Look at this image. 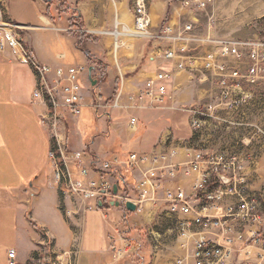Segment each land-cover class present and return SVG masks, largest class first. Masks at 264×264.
<instances>
[{
  "label": "crops",
  "instance_id": "1",
  "mask_svg": "<svg viewBox=\"0 0 264 264\" xmlns=\"http://www.w3.org/2000/svg\"><path fill=\"white\" fill-rule=\"evenodd\" d=\"M50 1V7L42 0H8L6 6L7 17L25 28L23 40L39 62L53 69L88 66L93 72L95 66L88 61L85 51L95 59L93 63L102 55L106 56L111 61L108 69L111 73L113 38L108 33L117 23L121 24L122 8L119 7L124 1L61 0L66 7L80 13L85 32L98 39L97 43H83V50L77 48V39L68 35L72 11L60 12L59 0ZM11 3H17L18 9L12 10ZM157 6L150 9L153 24L161 23L166 17V8ZM32 11L36 12L34 16ZM155 54L158 49L150 53L146 68L143 54L126 66L131 69L134 81L144 85L160 68ZM124 56L121 49L117 63L125 61ZM121 68L118 65V69ZM35 78L32 70L14 61L10 51L4 53L0 59V264L9 263L10 251L16 253V264H39V261L47 264H53L50 261L54 264H176L179 259L192 258L194 242L202 229L190 223L187 236L181 237V224L192 222L193 216L172 214L164 192L181 187L187 195H192V186L199 177L190 167L195 149L184 143L169 142L165 134L153 150H176L177 154L169 158L168 163L180 166L177 177L162 179L155 195L144 200L135 212H128L120 202L119 207L112 206L118 201L97 203L105 211V217L98 211H87L85 204L65 192L55 179L51 158L54 143L49 128L43 124L49 108L43 101L33 99ZM124 85L127 89L128 85ZM118 126L119 123L110 122L107 129L117 133ZM79 135L82 138L80 132ZM93 146L91 143L87 148L80 139L74 149V152L84 153L85 165L92 167L90 177L99 182L108 181L117 186L119 195L126 194L133 201H139L138 186L151 165L134 169L122 167L120 179L109 176L93 164L96 160H108L109 153ZM110 155L111 159L125 161L130 154ZM204 203L202 194L191 202L197 211ZM236 203V199L227 198L211 215L222 214ZM250 253L246 256L239 244L225 264H256V257L264 255L260 246L250 248Z\"/></svg>",
  "mask_w": 264,
  "mask_h": 264
},
{
  "label": "built area",
  "instance_id": "2",
  "mask_svg": "<svg viewBox=\"0 0 264 264\" xmlns=\"http://www.w3.org/2000/svg\"><path fill=\"white\" fill-rule=\"evenodd\" d=\"M8 0H2L7 6ZM213 0H182L181 8L190 20H169L158 32L152 29V18L148 0H134L133 24L127 26L117 23L108 34L113 39L112 55L117 60L123 47L124 38L150 39L159 46L158 54L169 66L160 67L149 77L138 94L141 101L149 100L151 105L160 108L169 97V91L175 74L189 73L200 81L213 79L219 86V104L225 109H236L245 100L252 97V92L245 90L264 84V41L263 40H220L214 33V24L209 21L204 36L197 33L198 18L196 14L207 12ZM12 29H19V37H12ZM25 28L15 23L7 27L5 18L0 15V59L8 50L14 61L31 70L32 60H38L34 51L27 46V53H20V45H26L22 33ZM117 34V36L115 35ZM203 47L202 55L196 56L191 51ZM233 60L241 67H232ZM91 80L88 66H70L53 69L40 63L39 78H35L33 99L43 101L49 108V115L43 124L55 133V144L51 152L54 162L55 179L64 191L78 198L85 204L87 211H98L105 217V211L98 207V202L118 201L124 206L127 202L136 205L139 210L144 200L152 197L160 188V181L165 177L175 178L179 174L178 164H169L176 150L130 154L125 161L112 158L104 161H93L102 173L109 176H120L122 167L134 169L142 165H151L143 175L138 186L139 201H133L129 195L114 194V186L108 181H96L90 176L92 167L85 165L84 153L69 152L63 135L58 134L61 111L66 110L74 117H80L85 106L84 80ZM37 83H45V92H38ZM121 96L111 108H122ZM212 107L200 110L197 107L187 109L193 128L200 129L206 118H211ZM132 132L138 129V121L132 117L128 123ZM60 152H68L67 162L70 166L69 182H62L59 175ZM193 171L199 174L192 186L189 196L181 187L167 189L164 192L165 202L172 214L193 216L192 222L181 224L180 236H187L190 223L202 229L193 246L192 258L179 259L176 264H225L235 253L240 244L246 256L250 248L260 246L264 251V217L260 204L255 197L246 195L247 188L238 178L240 161L236 154L228 152L194 151L190 163ZM120 179V178H119ZM149 188V190H146ZM199 194L205 202L197 211L191 204ZM227 198H234L237 203L227 208L222 214L211 215L218 210ZM212 235L213 237H211ZM16 253L10 251L9 263L16 264ZM256 264H264V255L256 257Z\"/></svg>",
  "mask_w": 264,
  "mask_h": 264
},
{
  "label": "rangeland",
  "instance_id": "3",
  "mask_svg": "<svg viewBox=\"0 0 264 264\" xmlns=\"http://www.w3.org/2000/svg\"><path fill=\"white\" fill-rule=\"evenodd\" d=\"M123 1L124 5L119 7L122 8L121 24L131 27L134 0ZM181 2L182 0H148L149 10L156 5L166 8V17L161 23L153 24L152 20L154 32H158L169 20L191 19L182 10ZM10 7L16 10L19 5L11 3ZM35 14L32 11L31 15ZM196 17L199 20L197 33L201 36L206 34L207 24L211 21L214 24V33L220 40L264 41V0H213L207 12H200ZM122 40L125 61L117 63L112 56L114 68L110 73L108 69L111 61L102 55L98 62L93 63L95 70L91 73V80H84V94L87 98L85 104L90 107L82 108L78 119L73 118L66 110L61 111L57 132L63 135L69 152H74L82 139L87 148L93 143V148L108 152L106 158L110 160V154L114 153L124 157L131 153L150 152L167 134L169 142L184 143L196 151L236 154L241 167L238 178L247 188L246 195L257 199L264 217V84L254 88L245 86V90L252 92V97L236 109H225L219 104L220 90L215 80L209 78L200 81L197 76L189 73L175 74L169 97L160 108H156L149 100L141 101L138 98L144 87L143 82L134 81L131 69L126 66L143 54L142 61L146 68L150 53L159 49V46L154 45L150 39ZM203 51V47L197 46L191 53L199 56ZM154 56L160 67H170L159 54ZM118 65L123 68L119 70ZM230 65L241 67L233 60ZM124 84L128 85L127 89ZM119 96L123 107L111 108ZM192 107L200 110L212 107V117L206 118L200 129L192 126L190 114L187 112ZM132 117L138 121L136 132H132L128 125ZM110 122L120 124L117 133L107 129ZM104 128L107 132H102ZM50 134L55 144V133L51 129ZM50 262L54 264L53 261ZM40 263L47 264L44 261H39Z\"/></svg>",
  "mask_w": 264,
  "mask_h": 264
},
{
  "label": "bare ground",
  "instance_id": "4",
  "mask_svg": "<svg viewBox=\"0 0 264 264\" xmlns=\"http://www.w3.org/2000/svg\"><path fill=\"white\" fill-rule=\"evenodd\" d=\"M0 15H2V18H5V25L7 27H15V22L7 17L6 5H2V0H0ZM12 37H19V29H12ZM20 53H27L26 45H20ZM31 70L35 73L36 78H39V60H32ZM37 90L38 92H45V83H37ZM67 159L68 152H60L59 175L62 182H69L70 178V166Z\"/></svg>",
  "mask_w": 264,
  "mask_h": 264
},
{
  "label": "trees",
  "instance_id": "5",
  "mask_svg": "<svg viewBox=\"0 0 264 264\" xmlns=\"http://www.w3.org/2000/svg\"><path fill=\"white\" fill-rule=\"evenodd\" d=\"M42 1L47 3L50 7V5H51L50 0H42ZM58 10L60 12H63V13H67V12L72 11L70 8H68L64 4H62L61 0H59ZM46 14L48 15L49 12L47 11ZM68 35L75 37L77 39L76 46H77V48H79L81 50H83V48H82L83 43H85L87 41H90L93 43L98 42V39L96 37L85 32V27H84L83 22H82V16L80 15V13L77 10H73L72 14L70 16ZM84 53L87 56L88 61L93 64L95 59L92 57V55L88 52H85V51H84ZM93 67H94V65H93ZM147 153H149V152H147ZM131 154H133V153H131Z\"/></svg>",
  "mask_w": 264,
  "mask_h": 264
},
{
  "label": "water",
  "instance_id": "6",
  "mask_svg": "<svg viewBox=\"0 0 264 264\" xmlns=\"http://www.w3.org/2000/svg\"><path fill=\"white\" fill-rule=\"evenodd\" d=\"M91 73H92V68L89 69L90 77H91ZM93 85H95V83H93ZM117 193H118L117 186H115V187H114V194H117ZM112 206L119 207V206H120V203H119V202L112 203ZM125 209H126L128 212H135V211L137 210V207H136V205H134L133 203H131V202H127V203L125 204Z\"/></svg>",
  "mask_w": 264,
  "mask_h": 264
}]
</instances>
